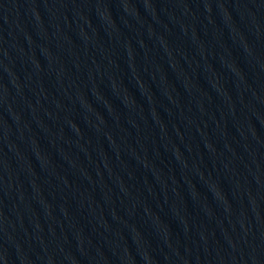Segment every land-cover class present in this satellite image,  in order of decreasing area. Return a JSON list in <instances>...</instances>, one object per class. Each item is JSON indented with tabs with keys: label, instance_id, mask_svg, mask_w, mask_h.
Segmentation results:
<instances>
[{
	"label": "water",
	"instance_id": "1",
	"mask_svg": "<svg viewBox=\"0 0 264 264\" xmlns=\"http://www.w3.org/2000/svg\"><path fill=\"white\" fill-rule=\"evenodd\" d=\"M0 264H264V0H0Z\"/></svg>",
	"mask_w": 264,
	"mask_h": 264
}]
</instances>
